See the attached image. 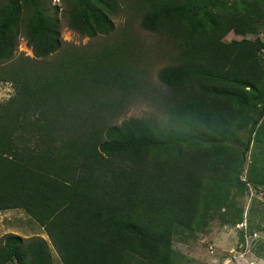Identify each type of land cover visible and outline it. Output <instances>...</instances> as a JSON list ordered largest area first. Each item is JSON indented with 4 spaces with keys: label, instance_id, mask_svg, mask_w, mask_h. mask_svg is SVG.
<instances>
[{
    "label": "trees",
    "instance_id": "1",
    "mask_svg": "<svg viewBox=\"0 0 264 264\" xmlns=\"http://www.w3.org/2000/svg\"><path fill=\"white\" fill-rule=\"evenodd\" d=\"M225 1L71 0L67 25L82 36L111 32L124 3L172 48L156 71L164 116L118 125L109 117L142 79L129 41L63 48L44 0L0 3V82L12 88L0 102V211L42 227L60 264H170L174 226L200 231L247 183L245 152L264 146V40L244 35L264 31V0ZM230 30L243 37L222 41ZM19 33L32 58L15 57ZM246 126L244 147L227 145ZM49 255L39 236L0 238V264Z\"/></svg>",
    "mask_w": 264,
    "mask_h": 264
},
{
    "label": "rangeland",
    "instance_id": "2",
    "mask_svg": "<svg viewBox=\"0 0 264 264\" xmlns=\"http://www.w3.org/2000/svg\"><path fill=\"white\" fill-rule=\"evenodd\" d=\"M3 0H0V3ZM237 0H226V3ZM49 14L57 19L61 47H79L95 49L116 40L126 39L137 54L142 79L138 89L122 97V104L116 116L109 117L107 124L118 125L123 120L134 117H163V102L169 91L156 79V71L170 63L172 48L163 37L152 34L140 27L139 15L124 3L111 16L113 29L106 35L97 34L85 37L67 25L66 12L71 7V0H44ZM250 40L259 37L264 40V31L257 28L256 35H244ZM243 37L230 30L222 41ZM15 57L32 58V50L20 33L16 37ZM261 64L264 71V47L260 50ZM262 81L264 82V76ZM8 82H0V102L12 94ZM110 98L116 95H109ZM258 105H250L252 119L256 116ZM101 116L108 112L101 111ZM264 122V112L257 118ZM248 134V126L236 132V140L227 145L242 149ZM234 172L237 166L234 167ZM240 179L247 182L241 188L233 187L230 193V206L212 216L200 231L184 230L174 226L171 236L170 264H264V185L254 181L264 179V146L257 139H252L245 152ZM239 214V215H238ZM238 215V216H237ZM12 233L19 237L40 236L47 241L43 228L37 225L21 210L0 211V238ZM49 246V245H48ZM53 264H60L57 254L49 246ZM91 264V263H85Z\"/></svg>",
    "mask_w": 264,
    "mask_h": 264
},
{
    "label": "crops",
    "instance_id": "3",
    "mask_svg": "<svg viewBox=\"0 0 264 264\" xmlns=\"http://www.w3.org/2000/svg\"><path fill=\"white\" fill-rule=\"evenodd\" d=\"M39 237H40V236H39ZM41 238H42V237H41ZM42 239H44V238H42ZM44 240H45V239H44ZM47 241H48V242L45 241V242L47 243V246H48V245L51 246L50 243H49L48 238H47ZM49 246H48V249H49ZM51 249L53 250L52 247H51ZM53 251H54V250H53ZM49 252H50V250H49ZM54 252H55V251H54ZM55 254H57V253H55ZM50 255H51V254H50ZM50 255H49V256H50ZM57 257H58V256H57ZM51 258H52V257H51ZM59 263H60V262H59ZM85 263H88V262H84L83 264H85Z\"/></svg>",
    "mask_w": 264,
    "mask_h": 264
}]
</instances>
